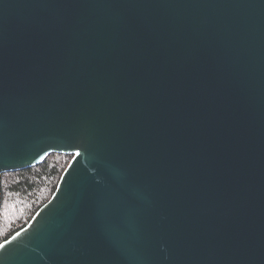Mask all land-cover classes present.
I'll return each mask as SVG.
<instances>
[{
    "label": "water",
    "instance_id": "water-1",
    "mask_svg": "<svg viewBox=\"0 0 264 264\" xmlns=\"http://www.w3.org/2000/svg\"><path fill=\"white\" fill-rule=\"evenodd\" d=\"M54 154L0 264H264V0H0V206Z\"/></svg>",
    "mask_w": 264,
    "mask_h": 264
},
{
    "label": "trees",
    "instance_id": "trees-1",
    "mask_svg": "<svg viewBox=\"0 0 264 264\" xmlns=\"http://www.w3.org/2000/svg\"><path fill=\"white\" fill-rule=\"evenodd\" d=\"M72 158L54 154L37 167L1 176L0 245L24 229L51 200Z\"/></svg>",
    "mask_w": 264,
    "mask_h": 264
}]
</instances>
